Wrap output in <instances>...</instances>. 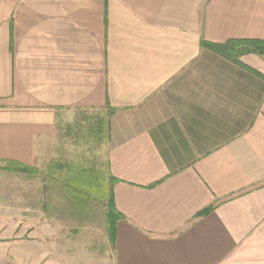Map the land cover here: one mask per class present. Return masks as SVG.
Masks as SVG:
<instances>
[{
	"label": "crops",
	"instance_id": "1",
	"mask_svg": "<svg viewBox=\"0 0 264 264\" xmlns=\"http://www.w3.org/2000/svg\"><path fill=\"white\" fill-rule=\"evenodd\" d=\"M202 39L264 40V0H0L11 264L32 257L37 151L85 111L108 119L110 264H264V55Z\"/></svg>",
	"mask_w": 264,
	"mask_h": 264
},
{
	"label": "rangeland",
	"instance_id": "2",
	"mask_svg": "<svg viewBox=\"0 0 264 264\" xmlns=\"http://www.w3.org/2000/svg\"><path fill=\"white\" fill-rule=\"evenodd\" d=\"M85 112L80 114L81 119L86 120V115L91 116L90 112ZM103 112L99 111L101 114ZM77 116L74 114L71 119V115H67L61 124H72L71 121ZM60 135L55 142L37 151L34 164L37 171L30 178L34 199V236L32 257L28 264H110L107 253L110 244L106 241L105 229V194L86 193L82 203L76 193L69 194L58 181H53L54 176H58L59 166L81 161L83 156L90 157L87 142H79L74 137L75 132L63 131ZM106 145L103 146V152ZM103 152L98 156L103 158ZM100 166L101 170H105V165ZM47 182L49 188L46 187ZM9 184V177L0 176V186L4 188V191L0 190V238L9 236L12 228L8 222V210L1 209L9 204ZM18 230L20 234L24 226L19 225ZM5 244L6 241H0V264H11L8 251L5 253L3 249Z\"/></svg>",
	"mask_w": 264,
	"mask_h": 264
},
{
	"label": "trees",
	"instance_id": "3",
	"mask_svg": "<svg viewBox=\"0 0 264 264\" xmlns=\"http://www.w3.org/2000/svg\"><path fill=\"white\" fill-rule=\"evenodd\" d=\"M201 43L218 50L219 52H231L234 56H238L239 54L246 52H255L264 55V40L260 39L234 40L225 43L208 42L202 39ZM81 113H79L72 124H67L66 127L61 130L64 132L66 131L67 133H70L71 131L75 132L76 135H74V137L78 139L79 142L81 140L87 142V151L90 152V157L85 158V156H83V159H81L83 162L77 160L75 163L67 162L59 166L58 176H54L53 181H58V184L62 186V189H64V191L68 190L69 194L76 193L79 196L78 200L82 203L84 202L83 200L86 196L85 194L91 192L89 190L91 185L97 186V188L92 187V189H96V191L91 193H101L106 196L105 219L108 225L109 235L112 236L115 233L114 223L121 216V214L116 210L113 204L110 188H108V192L105 193L106 187L101 185V183L105 181L103 174L106 168L105 170H101L100 164H103V166H106L107 164L106 149L103 152V146L106 140V124L108 119L106 118V115L98 112L99 114H95L93 116L86 115V120H84L80 118ZM84 142L81 143L85 144ZM101 151L104 155L103 158L102 156H98L102 154ZM29 171H33V173H35L37 170L36 168H33L32 170L29 169ZM50 175L53 177V173ZM48 180L50 181V178H48Z\"/></svg>",
	"mask_w": 264,
	"mask_h": 264
}]
</instances>
